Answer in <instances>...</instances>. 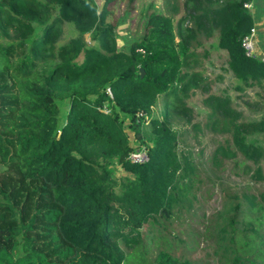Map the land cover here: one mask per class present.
I'll use <instances>...</instances> for the list:
<instances>
[{
	"label": "trees",
	"instance_id": "1",
	"mask_svg": "<svg viewBox=\"0 0 264 264\" xmlns=\"http://www.w3.org/2000/svg\"><path fill=\"white\" fill-rule=\"evenodd\" d=\"M115 1L103 0L99 8L94 0H0V264H126L120 241L137 242L140 225L173 203V188L185 175L188 158L176 149L175 131L151 118L150 109L162 95L165 114L168 105L190 112L175 85L186 89L199 73H184L183 67L201 28L218 29L217 45L227 51L236 78L244 84L264 79V54H247L242 44L254 22L245 0L211 5L188 0L193 25L185 29L170 14L151 11L142 36L127 48L117 47L108 21ZM64 21L77 33L56 44ZM88 31L97 45L86 43ZM16 47L26 53L18 60L11 56ZM80 53L83 58L75 59ZM59 98L69 99L61 123ZM204 100L222 116L233 112L229 95L209 94ZM116 109L150 124L151 147L130 146ZM263 127V121L254 120L233 129L235 145L255 162L264 150L245 134ZM143 148L144 162L127 158ZM113 157L123 158L122 167L134 174L119 193L105 166ZM254 177H263L259 167ZM260 217L258 223L264 224ZM253 229L240 239V252L228 264H248L247 253L254 256L251 264H264V245ZM137 258L140 264H198L163 251L152 260L139 252Z\"/></svg>",
	"mask_w": 264,
	"mask_h": 264
},
{
	"label": "rangeland",
	"instance_id": "2",
	"mask_svg": "<svg viewBox=\"0 0 264 264\" xmlns=\"http://www.w3.org/2000/svg\"><path fill=\"white\" fill-rule=\"evenodd\" d=\"M94 1L100 8L103 0ZM200 1L203 5H211L222 0ZM244 6L254 19V51L263 55L264 0H245ZM110 7L108 21L113 23L118 48H127L133 38L142 36L151 11L170 14L175 24L181 20L179 26L182 29L193 25L189 16L194 9L188 0H116ZM55 14L53 5L52 16ZM60 26L56 44L77 33L68 21ZM175 33L179 39L177 27ZM83 35L87 44L97 45L92 32H84ZM218 35V29L212 25L207 30L201 28L188 46L191 55L183 72L199 73L186 89H181V83L175 86L178 95L191 107L190 112H175L168 105L165 114L166 101L162 95L150 109L151 118L161 119L175 131L176 149L179 154L187 155L188 163L182 172L185 175L177 180L173 188V203L140 225L134 245L127 246L120 241L126 253V264H140L138 252L152 260L161 251L198 264H228L240 252V239L252 234L249 230L251 226L256 229L255 240L261 238L264 245V224L258 223L260 216L264 215V155L257 162L245 158L233 140V129L238 122L261 120L264 123V79L244 84L236 78L227 65V51L217 45ZM0 41H3L1 34ZM25 55V50L20 47L11 50L15 60ZM82 58L80 53L75 59ZM238 84L244 85V88H236ZM209 94L229 95L233 112L222 116L204 100ZM57 102L61 108V123L69 99L59 98ZM109 105L114 109L113 103ZM115 116L124 127L130 146L153 145L154 134L149 123L139 122L133 114L120 109H116ZM245 135L248 142L259 144L264 150V127ZM122 159L113 157L105 162L117 193L121 192L124 183L134 177L122 167ZM257 167L263 174L262 178L254 177ZM250 199H253L252 204ZM243 257L251 264L254 256L247 253Z\"/></svg>",
	"mask_w": 264,
	"mask_h": 264
},
{
	"label": "built area",
	"instance_id": "3",
	"mask_svg": "<svg viewBox=\"0 0 264 264\" xmlns=\"http://www.w3.org/2000/svg\"><path fill=\"white\" fill-rule=\"evenodd\" d=\"M255 38H256V28L252 26L250 28V33L245 35L242 38V44L246 48L247 54H254V45H255ZM106 91L111 94V90L109 87L106 88ZM141 115H144L146 120L149 119L145 112H141ZM148 157L147 150L143 149H134L131 150L128 154V159L132 162H144Z\"/></svg>",
	"mask_w": 264,
	"mask_h": 264
},
{
	"label": "water",
	"instance_id": "4",
	"mask_svg": "<svg viewBox=\"0 0 264 264\" xmlns=\"http://www.w3.org/2000/svg\"><path fill=\"white\" fill-rule=\"evenodd\" d=\"M143 74H144V69L140 67V76H143Z\"/></svg>",
	"mask_w": 264,
	"mask_h": 264
}]
</instances>
